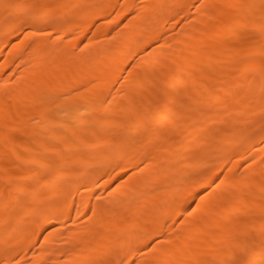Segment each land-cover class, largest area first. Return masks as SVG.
Instances as JSON below:
<instances>
[{
  "label": "bare ground",
  "instance_id": "1",
  "mask_svg": "<svg viewBox=\"0 0 264 264\" xmlns=\"http://www.w3.org/2000/svg\"><path fill=\"white\" fill-rule=\"evenodd\" d=\"M263 66L264 0H0V264H264Z\"/></svg>",
  "mask_w": 264,
  "mask_h": 264
},
{
  "label": "rangeland",
  "instance_id": "2",
  "mask_svg": "<svg viewBox=\"0 0 264 264\" xmlns=\"http://www.w3.org/2000/svg\"><path fill=\"white\" fill-rule=\"evenodd\" d=\"M121 2L123 1V0H120ZM198 4V2H196L195 3V5H197ZM195 5L194 6H191V8H190V11L192 12V11H194L195 10ZM219 11H220V7L219 8H217V9H215L214 10V12L215 13H219ZM133 15V11H131L129 14H128V16L129 17H131ZM176 20V23H175V25L173 26V27H171L169 30H168V33H179V32H181V30H182V26H183V23L185 22V20L184 19H178V18H175ZM221 21L222 22H225L226 20H225V16H223L222 18H221ZM201 21H197V23L199 24ZM122 27H124L123 25H122ZM250 32V34H251V31H249ZM253 34V33H252ZM261 39V35H259V34H253L252 35V37H251V39H249V40H255L257 43H259V41H257V40H260ZM219 44L220 43H216V47H218L219 46ZM251 41H247L246 43H244V51H248L250 48H251ZM151 48L149 47V49H148V51L150 50ZM146 53H147V51H146ZM141 55H143V54H138V55H136V56H134V58H131L130 59V61H129V64L127 65V67H126V69L120 74V75H116V76H114V80H115V89L114 90H116L119 86H120V83L122 82V81H124V78L128 75V73L129 72H131V71H134V70H137V69H134V62H135V60H137L138 58H139V56H141ZM241 58H238L236 61H235V63H233L232 64V66H231V69H230V73H231V75L232 76H234V77H238V75L240 74L239 73V64L241 63ZM263 69H264V66H263ZM210 75H211V79H218L219 78V76H215V74H213V72H211V73H209ZM236 83V82H235ZM183 84V83H182ZM179 85V86H178ZM177 86H175V87H179L180 88V86H181V83H179ZM183 86V85H182ZM181 86V87H182ZM136 87V86H135ZM135 87H134V89H135ZM259 87H260V85L259 84H257L256 85V87L254 88V89H252V91H254L255 93H256V91L259 89ZM245 90H238V94H242L243 92H244ZM132 94H133V90H131V93H129V95H127L126 97H124L122 100H121V102H120V108L121 107H125V106H127L128 104H129V102H130V100H131V97H132ZM219 96H220V93L218 94ZM259 97L262 99V100H264V90L263 91H261V93H259ZM203 111H206L207 110V108L206 109H202ZM217 112H219V110H216ZM250 111H251V109L250 108H248V110L245 112L246 114H245V117L247 116L248 117V115H249V113H250ZM263 118L260 116V115H258V116H256V117H253V119H252V121H251V127H253L254 128V130L255 129H257L258 127H259V124L262 122L261 120H262ZM124 130H125V127L124 128H122L121 129V132L122 133H124ZM253 130V129H252ZM260 134H262L263 133V131H260L259 132ZM18 137V136H17ZM19 138H21V136L19 137ZM6 142V140H2V141H0V146H2V145H4V143ZM15 154H16V152H9L8 154H7V159L5 160V156L4 155H0V171H1V168L2 167H5L6 165H10V167H13V170H14V172L15 173H20V169H18L15 165H13L14 164V161H15ZM233 155H235V153L233 154ZM8 160V161H7ZM263 161V160H262ZM259 162L258 163V166L259 165H261V164H264V162ZM249 162L246 160V159H241V163L238 165V167H237V170H236V172H235V176L236 177H242V176H244L245 175V167L247 166V164H248ZM222 179V176H219L218 178H217V180H216V182H215V184H217L220 180ZM13 181H14V179H13ZM15 181H18V182H20V183H23L24 182V180H15ZM58 186H56V187H54L55 189L57 188ZM54 188H51V189H54ZM51 189L50 188H48L47 189V191L49 192V191H51ZM229 189H232V187H229ZM245 189V188H244ZM6 191H7V189H6ZM262 201H264V200H262ZM254 208V212H256L257 210H258V208H259V206H255V207H253ZM233 219H240V218H242L243 216H244V214H242L241 212H237V213H231V214H229ZM256 217L255 218H257L258 217V215H255ZM184 218V217H183ZM182 217L177 221V223H176V227L179 225V223L182 221V219H183ZM253 223V221H251L250 222V224H252ZM237 254V259L235 260V261H233L232 263H230V264H241V262H240V260H239V258H244L245 257V254H243V253H241V252H237L236 253ZM220 258L221 257H219V256H217V257H214L213 259H212V262L214 263V264H217V263H219V261H220Z\"/></svg>",
  "mask_w": 264,
  "mask_h": 264
}]
</instances>
